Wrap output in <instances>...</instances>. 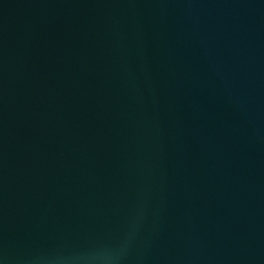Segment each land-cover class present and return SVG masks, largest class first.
Segmentation results:
<instances>
[{
    "label": "water",
    "instance_id": "water-1",
    "mask_svg": "<svg viewBox=\"0 0 264 264\" xmlns=\"http://www.w3.org/2000/svg\"><path fill=\"white\" fill-rule=\"evenodd\" d=\"M0 264H264V0H0Z\"/></svg>",
    "mask_w": 264,
    "mask_h": 264
}]
</instances>
